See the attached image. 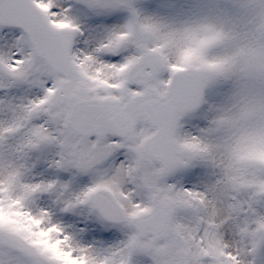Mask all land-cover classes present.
I'll list each match as a JSON object with an SVG mask.
<instances>
[{
	"label": "snow or ice",
	"instance_id": "snow-or-ice-1",
	"mask_svg": "<svg viewBox=\"0 0 264 264\" xmlns=\"http://www.w3.org/2000/svg\"><path fill=\"white\" fill-rule=\"evenodd\" d=\"M0 264H264V0H0Z\"/></svg>",
	"mask_w": 264,
	"mask_h": 264
}]
</instances>
